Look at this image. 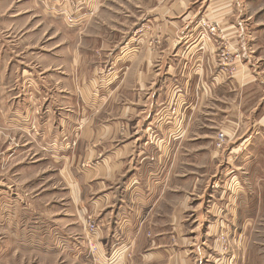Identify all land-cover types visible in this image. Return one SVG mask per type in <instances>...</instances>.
<instances>
[{"label":"rangeland","instance_id":"1","mask_svg":"<svg viewBox=\"0 0 264 264\" xmlns=\"http://www.w3.org/2000/svg\"><path fill=\"white\" fill-rule=\"evenodd\" d=\"M227 1L222 13L218 0H203L209 15L193 23L194 34L213 40L211 88H191L192 76L183 88L172 81L150 109L131 113L126 101L141 98L132 94L141 66L131 61L143 29L137 7L158 0H0V264L107 261L113 248L101 255L103 225L89 204L102 180L126 200L133 183L162 185L149 224H167L181 205L182 233L170 237L169 251L192 249L194 264H264V127L238 124L239 135L228 123L236 116V75L259 73L246 65L240 38L264 30L254 25L264 21V0ZM128 130L139 139H109ZM126 143L133 155L115 154ZM116 160L123 165L115 174L107 169ZM128 229L124 222L123 236L114 228L112 241L130 246Z\"/></svg>","mask_w":264,"mask_h":264},{"label":"crops","instance_id":"2","mask_svg":"<svg viewBox=\"0 0 264 264\" xmlns=\"http://www.w3.org/2000/svg\"><path fill=\"white\" fill-rule=\"evenodd\" d=\"M226 1L218 0L216 3L218 12L223 13L224 7L227 8L228 1ZM205 7L206 4H204L203 0H167L163 4L158 0L157 6L151 7L142 3L141 7H137V11L141 12V16L136 17V19L137 22H140L143 29L141 34L136 37L137 42L140 44L138 46L140 47L139 51L136 55L131 52V61L141 60L139 64L141 66L136 71L138 78L132 87V94L134 90H138L137 94H140L141 98L126 101V108L131 113L136 108H142V110L150 109L162 97L166 84L172 81H174L173 86L178 85L179 88H183L188 86L184 82L185 79L192 76L196 77L197 82L195 84L191 83V88H195V90L203 87L211 88L209 78L213 74L215 67V49L210 42H213V40L194 34L193 30V23L198 20L201 13H204V17L209 15L205 13L207 11V9H204ZM127 21L133 22V15H129ZM254 25L264 29V21ZM144 27L151 29L146 31ZM224 32H227L226 27ZM225 34L229 37L228 33ZM250 38L251 41L244 33L240 38V46L244 57L247 56L245 63L247 62L249 67L257 65L259 73L255 76H257L256 81L258 80V82L255 81L254 83L255 76L252 75L247 76L240 73L236 75V79L240 82L237 104L233 106V111L237 108L236 116L234 117L233 113L228 116V123L231 121L237 123L239 135L242 129H239L238 124L253 122L255 126L259 124L264 127V30L261 29L256 35L251 34ZM253 40H255V43H253ZM133 42L134 36L132 35L129 43ZM150 43L152 44V49L149 46ZM100 45L102 46L104 43ZM248 47L252 52L255 48V57L251 56L250 50L247 53ZM257 88L260 90L258 91ZM220 89L227 91L225 87ZM143 111L145 112V110ZM124 123L128 129V118H126ZM137 124H140L139 119ZM140 134L141 132L138 131L133 133H129V130L122 133L117 131L109 135V139L115 141L123 136L126 141H135L139 139ZM252 137L253 133L251 134L250 132L248 137H241V139H245L244 141L246 142ZM129 146L128 143L120 145V149L117 146L114 149L115 154L123 152L126 157L133 155V152L127 149ZM245 149L246 144L243 151ZM121 165H123L121 161L116 160L107 170H115L116 174L120 171ZM101 171L104 172L105 170L101 169ZM150 182L156 185L150 188ZM142 183H144V187L143 184L140 186L139 182L131 185L134 191L128 197V200L120 198L117 191H105L106 181L102 180L100 183L99 192L96 194L97 197L89 204L95 211V216L103 225L98 237L102 239L100 244L101 255L104 256L103 250L108 247L109 249L113 248V251L107 261L100 259L92 264H169V261H172L170 264H194L191 257L188 258V255L193 252L192 249L188 250V252H183L179 249L177 250L178 252L169 251L170 237L173 234L180 237L182 233L183 215L181 205L177 213L173 212L172 215L168 216L167 224L159 225V223H154L150 225L149 220L154 214L152 210L154 208L157 210L158 206L163 202L165 191H163L162 185H158L154 181L145 180ZM156 190L161 192H158V195L153 198L152 206L145 213L138 212L139 206L141 208L144 205L145 207L148 206V200L153 195L152 192L154 193ZM134 207H136L135 212L129 215ZM124 222L129 225V229L126 232L132 241H130V244L132 243L130 246L129 242L116 244L110 237L114 228L116 231L119 228L121 234L127 236L126 233L121 231V225ZM147 225H149L148 228L150 230L144 236L142 231H145ZM127 253H129L128 257ZM167 257L168 259H166Z\"/></svg>","mask_w":264,"mask_h":264},{"label":"built area","instance_id":"3","mask_svg":"<svg viewBox=\"0 0 264 264\" xmlns=\"http://www.w3.org/2000/svg\"><path fill=\"white\" fill-rule=\"evenodd\" d=\"M211 31H213V29H211ZM219 60L221 61V70L224 71L226 66H227V63L228 62V58H227V54L225 53V51H221L220 54H219ZM224 141V137L222 135H219L218 136V139H217V147H220L221 144L223 143Z\"/></svg>","mask_w":264,"mask_h":264}]
</instances>
